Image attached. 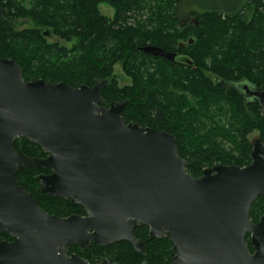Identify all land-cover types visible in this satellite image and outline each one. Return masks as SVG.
<instances>
[{"label": "water", "instance_id": "95a60500", "mask_svg": "<svg viewBox=\"0 0 264 264\" xmlns=\"http://www.w3.org/2000/svg\"><path fill=\"white\" fill-rule=\"evenodd\" d=\"M0 18L16 26L2 0ZM140 50L176 58L157 46ZM110 82L74 87L25 81L18 62L0 59V231L13 238L0 241V264H89L69 256L67 248L88 251L92 243L128 241L144 253L145 243L133 233L140 226L149 227L151 238L172 241L171 264H264V215L257 223L249 217L264 195L261 139L253 143L249 165L218 164L195 178L175 135L126 123L127 100L102 105ZM230 86L264 116V89L246 82ZM23 137L47 156L17 151L16 140ZM31 166L50 170L38 176L44 195L70 199L85 215L46 212L18 180V172ZM96 264L119 263L104 258Z\"/></svg>", "mask_w": 264, "mask_h": 264}, {"label": "trees", "instance_id": "16d2710c", "mask_svg": "<svg viewBox=\"0 0 264 264\" xmlns=\"http://www.w3.org/2000/svg\"><path fill=\"white\" fill-rule=\"evenodd\" d=\"M29 1L2 0V6L12 20L27 15L38 22L37 27L18 29L0 18V59L18 62L25 81L44 79L79 87L110 79L102 105L127 100L126 123L175 135L179 155L195 178L218 164L249 165L253 149L249 135L255 130L261 132L264 144L259 106L247 104L240 91L210 76L264 89V0H33L28 6ZM102 3L114 9L113 17L101 12ZM251 6L254 10L248 19ZM50 35L77 43L69 48L50 41ZM150 45L183 56L191 64L140 50ZM118 62L132 80L122 88L114 77ZM188 95L199 103L189 105ZM16 149L29 157L47 156L26 137L16 140ZM45 173L50 170L31 166L18 172V180L49 214L84 215V207L70 199L41 192L38 176ZM263 215L261 195L249 217L257 223ZM133 233L145 243L144 253L128 241L105 247L92 243L88 251L75 245L68 252L90 264L104 258L119 264H171L175 254L169 238H151L148 226L137 227ZM3 240L12 237L0 231ZM246 241L254 252L249 234Z\"/></svg>", "mask_w": 264, "mask_h": 264}, {"label": "rangeland", "instance_id": "374dc122", "mask_svg": "<svg viewBox=\"0 0 264 264\" xmlns=\"http://www.w3.org/2000/svg\"><path fill=\"white\" fill-rule=\"evenodd\" d=\"M33 0H30L28 2V4L30 2H32ZM205 2H210V1H213V0H204ZM30 6V4L28 5ZM100 10L101 12L104 14V15H107L109 17H113L114 15V9L107 3H102L100 5ZM254 10V6H251L249 8V16H248V19H250V16H251V13L253 12ZM183 19V17H181ZM16 23V27L18 29H25V28H30V27H37L38 26V22L29 17V16H24L22 18H19L15 21ZM49 40L50 41H59L61 42L62 44L66 45L67 47L71 48L73 47L76 43H77V40L74 39V40H71V41H64V40H60L58 39L56 36H53V35H50L49 36ZM181 59H184L183 56H178L177 57V61H181ZM114 77L115 79L117 80V84L119 87H125L127 85H130L132 83V80L125 74V72L123 71V65H122V62H118L117 64H115L114 66ZM178 95H181L182 92H180L178 89L176 90ZM188 101H189V105L191 104H198L199 103V100L198 99H195L193 96L191 95H188ZM258 139H261V132L259 130H255L253 131L250 135H249V140L251 141V143H254L256 140Z\"/></svg>", "mask_w": 264, "mask_h": 264}, {"label": "flooded vegetation", "instance_id": "af4514ba", "mask_svg": "<svg viewBox=\"0 0 264 264\" xmlns=\"http://www.w3.org/2000/svg\"><path fill=\"white\" fill-rule=\"evenodd\" d=\"M177 57H178V55L176 54V58H175V60H177ZM180 62H186V63H188V64H191V61L190 60H187V59H181V61ZM211 77H212V79H214L215 81H218L219 83H221V84H224L223 82H221V80L218 78V77H214V76H212V75H210ZM230 84L232 83H234V84H236V86H240L241 84H243V82H234V81H231V82H229ZM230 84H225L226 86H228V87H230V88H232L231 86H230ZM242 95H244L243 93H242ZM244 97H245V95H244ZM245 99H246V101H247V104L249 103V102H253L252 100L251 101H248L247 100V98L245 97ZM254 103V102H253ZM45 174H48V173H45ZM85 215V214H84ZM12 240H13V238H12ZM8 241H11V240H8ZM68 249V248H67ZM74 254V253H73ZM73 254H69V252H68V255L69 256H71V255H73ZM78 255V254H77ZM80 256V255H79ZM88 262V261H87ZM90 264V263H89Z\"/></svg>", "mask_w": 264, "mask_h": 264}]
</instances>
